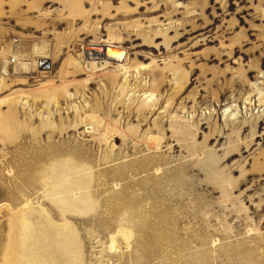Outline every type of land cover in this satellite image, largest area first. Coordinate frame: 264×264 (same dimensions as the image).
I'll return each instance as SVG.
<instances>
[{
	"label": "rangeland",
	"instance_id": "rangeland-1",
	"mask_svg": "<svg viewBox=\"0 0 264 264\" xmlns=\"http://www.w3.org/2000/svg\"><path fill=\"white\" fill-rule=\"evenodd\" d=\"M79 176L81 264H131L165 206L201 264H264V0H0V264Z\"/></svg>",
	"mask_w": 264,
	"mask_h": 264
},
{
	"label": "bare ground",
	"instance_id": "bare-ground-1",
	"mask_svg": "<svg viewBox=\"0 0 264 264\" xmlns=\"http://www.w3.org/2000/svg\"><path fill=\"white\" fill-rule=\"evenodd\" d=\"M33 53L35 56L38 55L35 49ZM124 57L125 53L122 50H107L106 61L90 62L87 64V68L94 72L98 68L105 69L113 65L111 62L122 64ZM20 64H24V62L20 61ZM119 67L124 68V64ZM53 174L56 177V174ZM65 175L63 174V178ZM62 181L59 184L52 185L53 187L43 198L58 206L60 217L64 223L61 225L56 223L55 219L58 216L53 218L51 213L54 210L50 209L51 212L49 211V213L44 207L47 205L45 203L41 206L40 217L36 223L29 219L27 211L20 213L15 221L16 224H13L14 229L12 230L13 238L17 244L15 250L18 253V258H15L13 264H64L69 262L71 264H81V259L78 260L77 258L83 255V248L76 241L77 235L69 222L72 219L69 215L72 213L84 215L94 210L97 204H95L90 181L87 178L79 176L77 179L67 178V180ZM47 186L48 182L43 184L41 189ZM76 192H79V198H73V195L77 196V194L75 195ZM116 199L118 198H113V200ZM137 203L132 202L131 210H136ZM125 205L126 202L119 206L122 209L118 210L117 214L120 215L123 210H128V206ZM158 214L164 227L159 226L158 222L157 226L152 229L153 236L136 235L139 240L141 239L139 241L140 246L132 249L131 264H201V254L195 248L189 247L186 240L179 233V225L183 221L181 215L177 218H170V210L167 206ZM171 225L174 229H169L172 228ZM121 232L124 233L122 229ZM169 246L174 251L171 249L169 251ZM108 250L111 251L112 248L109 247ZM125 251H129V239L122 237L119 241H115V252L125 256Z\"/></svg>",
	"mask_w": 264,
	"mask_h": 264
},
{
	"label": "water",
	"instance_id": "water-1",
	"mask_svg": "<svg viewBox=\"0 0 264 264\" xmlns=\"http://www.w3.org/2000/svg\"><path fill=\"white\" fill-rule=\"evenodd\" d=\"M48 65H50V62H48Z\"/></svg>",
	"mask_w": 264,
	"mask_h": 264
}]
</instances>
